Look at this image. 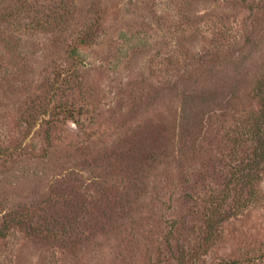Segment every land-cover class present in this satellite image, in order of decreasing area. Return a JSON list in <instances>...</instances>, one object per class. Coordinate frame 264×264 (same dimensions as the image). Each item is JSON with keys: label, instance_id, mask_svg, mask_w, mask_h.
<instances>
[{"label": "rangeland", "instance_id": "1", "mask_svg": "<svg viewBox=\"0 0 264 264\" xmlns=\"http://www.w3.org/2000/svg\"><path fill=\"white\" fill-rule=\"evenodd\" d=\"M263 78L264 0H0V264H264Z\"/></svg>", "mask_w": 264, "mask_h": 264}, {"label": "trees", "instance_id": "2", "mask_svg": "<svg viewBox=\"0 0 264 264\" xmlns=\"http://www.w3.org/2000/svg\"><path fill=\"white\" fill-rule=\"evenodd\" d=\"M90 37H91V35H87V37L83 36L81 39L82 44L85 46L88 45V42L91 41V40H88ZM84 38L85 39L87 38V40H85ZM79 55L80 54H79L78 47H75L73 45L69 51V57L73 60H76L78 57H80ZM254 91H255V96L262 101V109L256 113H254V112L247 113L246 114L247 118L245 121H247V122L252 121L251 124L253 127H255V124H256V135L254 137V138H256V148L254 149V151L252 153V159L248 162V164L245 165L244 167H239L237 169V170L240 169V171H239L240 173L245 172L244 175L240 176L238 181H239V183H242L241 189H243V190L246 189V190L250 191V198H249V200L242 201V198L240 197L239 202L236 203V210L237 211H243V210L247 209L249 203H252V202H255L256 200H259V198H258L259 196H256V195L261 193V190L259 189L257 184L259 182V172L258 171H260L262 165H264V78L258 80ZM61 113H63V112H61ZM70 115L71 114L69 111H65L64 114L57 113L54 116V120L55 121L60 120L61 119V118H59L60 116H63L65 119L70 117V119L73 120L74 119L73 116H70ZM36 121L37 120H33L34 125L36 124L35 123ZM51 121H53V120H51ZM211 200H213V199H211ZM212 204L216 205V208L213 210L212 214L214 213V215L222 217L221 212L224 210V208L227 205V197L223 196L217 204L215 201H213ZM223 213H224V216L228 215V212L223 211ZM222 223H223V221L220 219L213 223V219L211 217L209 219L208 228L210 231H213V230L215 231V226L217 224L221 225ZM6 229H7V227L5 226L2 228V230H0V239L4 238V236H2L1 231H4ZM207 240H208V238H207ZM222 264H237V262L231 261V262H225Z\"/></svg>", "mask_w": 264, "mask_h": 264}]
</instances>
